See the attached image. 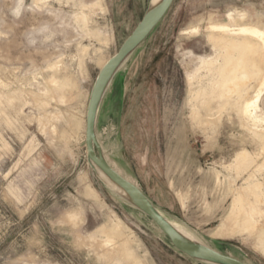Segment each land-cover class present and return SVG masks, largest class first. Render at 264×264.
<instances>
[{"label":"rangeland","instance_id":"1","mask_svg":"<svg viewBox=\"0 0 264 264\" xmlns=\"http://www.w3.org/2000/svg\"><path fill=\"white\" fill-rule=\"evenodd\" d=\"M150 2L0 0V264H135L125 244L142 264H213L176 250L86 156L95 78ZM209 23L264 30V0H174L111 81L97 137L111 166L168 219L225 255L264 264V92L259 121L223 108L205 124L200 103L202 117L192 114L212 81L207 64L221 55ZM234 201L257 230L220 237Z\"/></svg>","mask_w":264,"mask_h":264},{"label":"bare ground","instance_id":"2","mask_svg":"<svg viewBox=\"0 0 264 264\" xmlns=\"http://www.w3.org/2000/svg\"><path fill=\"white\" fill-rule=\"evenodd\" d=\"M159 1L160 0H151L150 4L155 5ZM98 3H100V2H98ZM236 14L238 16L239 13H236ZM242 15H243V13H242ZM78 17H79L78 21L79 20L82 21V20L87 19V15H83V14H82V16L79 14ZM228 17L230 19H232V21H234L232 14H229ZM233 25L236 27L232 28L231 27L232 25L227 24V23H221V24L220 23H211L209 26V29H210L209 34H208L209 40H210V42L214 48H217L220 50L219 52H221V55L219 58L217 57L215 60H211L207 64L208 72L212 75V81L210 82L208 87L207 86L205 88L200 87L201 89L193 97L194 98L193 101H195V102H194V105H192V114L195 115L196 117H200V115H201L199 113L200 112L199 111L200 105H198V103L202 104L204 111H205V113H204L205 116H204V121H203V123H205V124H214L213 122L216 119L217 113L221 112V109H223V108H231L240 118H249V119H252L255 121L261 120V115L258 114V112H259L258 103L260 101L262 92H264V30L260 29L259 27H257L256 25H253V24H246V23L240 24L239 23V24H233ZM196 30L197 29H194L193 33ZM255 40H258L260 42L259 46L256 45ZM107 60H105L101 64V67H103V65L107 62ZM200 65H201V63H200ZM54 68H56V65L54 66ZM195 72H196V70H195ZM191 76H193V75H191ZM193 77L188 78L190 85L193 84ZM213 103H216V106H214ZM215 107L217 108L216 111L213 109ZM201 117H202V115H201ZM255 121H253V122H255ZM85 122H86V119H85ZM245 125H246V123H245ZM257 135L264 138L263 131H262V133H258ZM84 139H85V133H84ZM243 154H244L243 156L242 155L240 156L238 153L239 156L238 155L237 156L239 158L238 157L237 158L240 159L239 161L237 160L238 162H241V163L244 162L245 163L247 161L248 156L245 153H243ZM247 164L249 165V163H247ZM91 167L96 171V173L106 183V185L108 187H110L111 189L116 191L122 197H125V193L119 187H117L112 181H110L100 171V169H98V167H96L94 164ZM243 168H245V167H243ZM245 169H247V168H245ZM249 175H251V174H249ZM248 183H249V186H251V188H252L253 194L256 193L258 191L257 185L255 183H253L251 180H250V182L248 181ZM257 184H259V183H257ZM236 189H238V188H236ZM248 192H247V194H248ZM261 193H263V191ZM261 193H259V194H261ZM238 194L240 195L241 193H238ZM238 194H237V196H238ZM236 198H235V200H237ZM242 200L239 199V203ZM258 202H260V201H258ZM263 205H264V202H263ZM231 206H232L231 210L226 215V217L223 219L219 229L217 230L216 234L218 236L220 235V236H224V237H229V236L235 235L237 232H254L257 230V227H258V225L256 224L257 221L254 222L253 219L245 216L242 213L241 209L238 208L236 201H234V203ZM244 207H245V205H244ZM170 221L180 233H182L183 235H185L186 237H188L194 241H199V239L197 238L198 239L197 240L196 237L187 228H185L183 225H181V224H179L173 220H170ZM118 225H120V223ZM125 240H127V239H125ZM125 240H123V241H125ZM258 242H260V240ZM127 244H129V243H127ZM124 252H125L124 254H127L130 258H132V260L135 264H142V262L138 258V256H135L133 254V252L130 250L129 246H127L126 244L124 245ZM261 252L263 253V251H261Z\"/></svg>","mask_w":264,"mask_h":264},{"label":"water","instance_id":"3","mask_svg":"<svg viewBox=\"0 0 264 264\" xmlns=\"http://www.w3.org/2000/svg\"><path fill=\"white\" fill-rule=\"evenodd\" d=\"M174 0H160L148 7L133 31L123 41L118 51L100 68L91 88L85 122V146L88 163L93 164L125 193V199L143 212L159 227L173 247L192 259L213 264H250L225 255L206 244L194 241L180 233L171 221L153 204L148 196L132 181L111 166L103 154L97 137V116L103 97L115 74L125 60L142 44L163 19Z\"/></svg>","mask_w":264,"mask_h":264},{"label":"crops","instance_id":"4","mask_svg":"<svg viewBox=\"0 0 264 264\" xmlns=\"http://www.w3.org/2000/svg\"><path fill=\"white\" fill-rule=\"evenodd\" d=\"M92 193H94V194H96V192L93 190V191H91ZM234 236H236V235H234ZM220 237H224V236H220Z\"/></svg>","mask_w":264,"mask_h":264}]
</instances>
